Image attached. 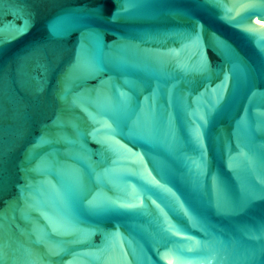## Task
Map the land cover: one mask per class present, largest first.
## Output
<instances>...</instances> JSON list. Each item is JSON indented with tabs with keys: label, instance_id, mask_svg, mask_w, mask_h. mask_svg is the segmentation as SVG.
<instances>
[{
	"label": "water",
	"instance_id": "water-1",
	"mask_svg": "<svg viewBox=\"0 0 264 264\" xmlns=\"http://www.w3.org/2000/svg\"><path fill=\"white\" fill-rule=\"evenodd\" d=\"M0 264H264V0H0Z\"/></svg>",
	"mask_w": 264,
	"mask_h": 264
},
{
	"label": "snow or ice",
	"instance_id": "snow-or-ice-1",
	"mask_svg": "<svg viewBox=\"0 0 264 264\" xmlns=\"http://www.w3.org/2000/svg\"><path fill=\"white\" fill-rule=\"evenodd\" d=\"M126 2H130V0H126ZM120 15V13L119 12H117V13H114V15H113V19H116L118 16ZM97 39H99V37L97 36Z\"/></svg>",
	"mask_w": 264,
	"mask_h": 264
}]
</instances>
